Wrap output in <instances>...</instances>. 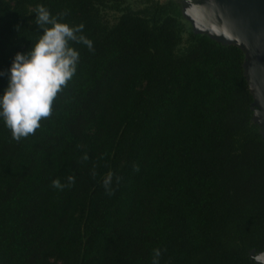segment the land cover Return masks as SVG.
<instances>
[{
    "label": "trees",
    "instance_id": "16d2710c",
    "mask_svg": "<svg viewBox=\"0 0 264 264\" xmlns=\"http://www.w3.org/2000/svg\"><path fill=\"white\" fill-rule=\"evenodd\" d=\"M126 2L0 0V95L42 35L37 5L94 46L72 44L76 73L34 135L17 142L0 118V264H152L157 248L160 264H255L264 133L245 50L185 37L175 0Z\"/></svg>",
    "mask_w": 264,
    "mask_h": 264
},
{
    "label": "clouds",
    "instance_id": "9594fccd",
    "mask_svg": "<svg viewBox=\"0 0 264 264\" xmlns=\"http://www.w3.org/2000/svg\"><path fill=\"white\" fill-rule=\"evenodd\" d=\"M67 11L53 15L43 5H37L35 23L42 29V35L26 53L17 52L8 70V84L0 95V118L11 131L12 139L34 135L41 127V121L51 118L53 102L74 77L79 63V51L72 46L82 44L94 51L93 41L83 35L84 24L71 26L63 22ZM0 75L5 73L0 72ZM82 160H87V154ZM139 171V165H133ZM93 178L96 171H92ZM67 183L59 178L52 181L54 189L63 191L71 187L75 177L67 176ZM122 177L116 176L117 186ZM113 174L108 173L102 180L107 195H114ZM161 250L154 249L152 264H160ZM255 264H264V250L252 255Z\"/></svg>",
    "mask_w": 264,
    "mask_h": 264
},
{
    "label": "rangeland",
    "instance_id": "374dc122",
    "mask_svg": "<svg viewBox=\"0 0 264 264\" xmlns=\"http://www.w3.org/2000/svg\"><path fill=\"white\" fill-rule=\"evenodd\" d=\"M175 1L182 10V20L187 27L185 37L189 31L206 33L245 50L246 71L254 96V121L261 126L264 133V28L251 30L243 24L235 23L234 20H225L229 13L228 8L236 5L245 7L248 0ZM126 4L140 8L145 5V0H127ZM214 20H219V23L213 22Z\"/></svg>",
    "mask_w": 264,
    "mask_h": 264
},
{
    "label": "water",
    "instance_id": "95a60500",
    "mask_svg": "<svg viewBox=\"0 0 264 264\" xmlns=\"http://www.w3.org/2000/svg\"><path fill=\"white\" fill-rule=\"evenodd\" d=\"M228 15L225 20H234L235 23H240L245 25L251 30H258L264 28V0H248L245 7L236 5L227 9ZM231 18V19H230ZM219 23V20H214L213 22ZM210 35V34H209ZM220 42L228 43L221 40L218 37L211 35ZM233 44V43H229ZM242 48V47H241ZM247 61V58H246ZM246 65V64H245ZM247 74V71H246ZM248 77V74H247ZM249 80V78H248ZM250 83V82H249ZM251 89V86H250Z\"/></svg>",
    "mask_w": 264,
    "mask_h": 264
}]
</instances>
